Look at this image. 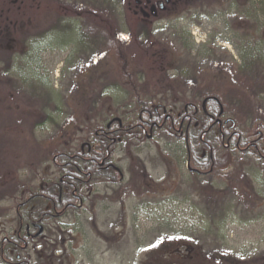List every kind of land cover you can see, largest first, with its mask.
I'll use <instances>...</instances> for the list:
<instances>
[{"label":"rangeland","instance_id":"1","mask_svg":"<svg viewBox=\"0 0 264 264\" xmlns=\"http://www.w3.org/2000/svg\"><path fill=\"white\" fill-rule=\"evenodd\" d=\"M234 1L242 8L192 0L146 18L134 0H0V244L33 189L60 176L46 152L93 141L92 129L111 120L131 122L136 97L172 112L207 90L231 104L238 87L254 103L247 125L263 115V84L250 76H264V62L246 69L264 53V0ZM65 5L88 12L97 35L80 43L71 26L30 36L51 20L83 19L58 18ZM101 20L118 34L129 84ZM251 138L264 139L261 121ZM237 156L235 177L223 176L233 166L192 176L184 139L164 129L129 135L77 206L56 218L48 211L43 232L36 227L24 245L27 264H264V155ZM12 179L29 190L8 195Z\"/></svg>","mask_w":264,"mask_h":264},{"label":"trees","instance_id":"2","mask_svg":"<svg viewBox=\"0 0 264 264\" xmlns=\"http://www.w3.org/2000/svg\"><path fill=\"white\" fill-rule=\"evenodd\" d=\"M191 2L192 0H170L169 3L164 4L162 10H157V13H177L182 11L183 7L191 6ZM201 2L207 5L214 3L218 6H225L229 2L230 7L237 5L238 8H242L234 0H201ZM92 14L93 19L100 16L95 11H92ZM236 14L239 17L241 13L237 11ZM82 15L85 19H89L88 12L84 13L83 11ZM103 21L101 20V27L103 28L101 32L111 41L109 45L113 46L114 49L116 48L117 59L121 63V72L128 78L127 83L129 84L133 80L134 72L129 69L128 58L126 55L123 56L122 51H120L121 41L117 32L112 27H106ZM147 34L150 35L149 31ZM261 41L264 42L262 39ZM253 45L256 46L258 43ZM263 56L264 53L257 49L256 54L250 58L252 60L249 61L246 70L252 68L249 66L255 62L262 64L264 62ZM252 71L251 73H253ZM250 77L252 84L260 82L264 88V76L255 72ZM132 87L135 88L134 85ZM133 92L136 93L135 90ZM230 94L233 98L231 104L235 102L239 107L236 108L226 103L222 94L220 95L214 90H207L200 92L201 100L194 98L184 100L182 107L172 112L160 102L150 103V101L136 97V114L131 122L111 120L102 125H97L92 129L93 141L82 140L78 146L72 149L67 147L66 150H61L58 146H52L46 152V156L55 164L60 176L50 182L42 183L36 190L33 189L27 198L28 202L25 207L17 210L16 221L18 226L15 234L10 240L1 241L4 252H0V264H4L6 260H10L14 264H27L28 260L23 256L20 260H16L13 250V248L23 244L22 239L28 240L26 228H32L34 223L44 224L48 211L59 212L60 214H53V217L56 218L63 215L68 209L77 206L80 203L82 189L90 190L97 179L109 173L111 154L117 144L129 135L135 137L144 135L145 132L154 133L164 129L166 132L184 139L189 154L188 161L192 176L206 173L212 175L222 166H224L222 169L233 166L231 171L223 175L231 178L235 174L236 162L240 158L237 156L239 151L245 153L246 156L253 152L262 157L264 155V139L261 141L259 138L253 139L251 136L252 128L257 120L261 121L264 126V113L260 118L254 116L251 123L247 125L245 111L248 110L254 114L253 101L246 92L238 87H233ZM220 105L225 106L221 113ZM226 113L232 116L234 124L229 122L227 126H218L215 119L221 115L225 118ZM11 182L13 186L10 188L11 193H8L10 196L13 195L12 191L28 188L25 186L26 183L17 181V179H12ZM130 184L129 182V186ZM28 205H32V208H28Z\"/></svg>","mask_w":264,"mask_h":264},{"label":"flooded vegetation","instance_id":"3","mask_svg":"<svg viewBox=\"0 0 264 264\" xmlns=\"http://www.w3.org/2000/svg\"><path fill=\"white\" fill-rule=\"evenodd\" d=\"M17 1L18 0H12L13 3H16ZM68 1L70 2L71 0H68ZM150 1L151 0H134V2H135L134 14L140 13L142 16H144L146 18H148V16H150V15H156L157 14V10H162L164 8V4L169 3L170 0H156L155 3H153V4ZM82 5H84V3ZM153 7H154V9H152ZM61 9H62L61 12H63V13H58V16H57L58 18L59 17L60 18L61 17L71 18V15H72L73 17H83V19L82 20H73V21L72 20H64V19L63 20H58V19L57 20H51L52 21L51 22V25H52L51 27H47V28L44 29V31L38 32V33H36L34 35H30V36L33 37V38L34 37L38 38V37H42V36H47L48 37L49 34H51L50 31H53L55 28L67 29V27L69 28L71 26L75 27L76 32H74V34L77 36V39H78V41L80 43H82L85 39H87V40L90 39L93 35H97V33H98V29L97 28H99L100 24H96L95 22H94V24H92V23H89L90 20H85V17L82 15V13H83L82 9H77V11L76 12L73 11L72 14L68 13L69 7L67 5L61 7ZM5 19H6V21L11 22V21L8 20V18H5ZM2 20L0 18V21H2ZM91 24H92V26H91ZM68 42L69 43L66 42L67 45H71L73 43V42L70 43L71 40L69 41V39H68ZM59 44L65 45V44H63V42L62 43H58V45ZM73 45H74V43H73ZM227 119H228L227 117L223 118V116L221 115L220 117L215 119V122L220 127L222 125L227 126L228 123H229V122L225 123V121ZM40 226L42 227V231L40 233H38V234H41L43 232V227H44L43 224L34 223L32 228H26V234L28 236V240L22 239L23 240V244L19 245V247L17 246L15 248H13V250L15 252L16 260H20L22 256L25 257L24 256L25 254L23 253V250L25 249L24 245L31 241V239L33 238L32 232H33V230L36 227H38V232H39V227ZM11 238H12V236L9 237L8 239H4V240H10ZM0 252L1 253L4 252V246L2 244H0ZM4 264H14V263L12 261H10V260H6V261H4Z\"/></svg>","mask_w":264,"mask_h":264},{"label":"water","instance_id":"4","mask_svg":"<svg viewBox=\"0 0 264 264\" xmlns=\"http://www.w3.org/2000/svg\"><path fill=\"white\" fill-rule=\"evenodd\" d=\"M152 9H154V7L152 8ZM151 9V10H152ZM223 111V109L221 108L220 109V113ZM228 122H231L232 124H234V121H233V119L232 118H228L226 121H225V123H228ZM42 231V227L40 226L39 227V232L38 233H40Z\"/></svg>","mask_w":264,"mask_h":264}]
</instances>
